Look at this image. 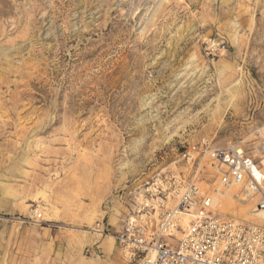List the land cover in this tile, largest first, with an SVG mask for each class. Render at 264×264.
I'll return each instance as SVG.
<instances>
[{
	"label": "rangeland",
	"instance_id": "obj_1",
	"mask_svg": "<svg viewBox=\"0 0 264 264\" xmlns=\"http://www.w3.org/2000/svg\"><path fill=\"white\" fill-rule=\"evenodd\" d=\"M228 144L264 170V0H0V264H125L147 184L212 195Z\"/></svg>",
	"mask_w": 264,
	"mask_h": 264
},
{
	"label": "built area",
	"instance_id": "obj_2",
	"mask_svg": "<svg viewBox=\"0 0 264 264\" xmlns=\"http://www.w3.org/2000/svg\"><path fill=\"white\" fill-rule=\"evenodd\" d=\"M205 143L201 140V145ZM208 152L212 174L205 184H248L260 196L258 220L213 211L209 188L201 187L203 181L196 174L191 178L161 174L147 184L113 235L125 264H264L263 178L252 173L256 163L239 144ZM185 214L190 218L183 226Z\"/></svg>",
	"mask_w": 264,
	"mask_h": 264
},
{
	"label": "bare ground",
	"instance_id": "obj_3",
	"mask_svg": "<svg viewBox=\"0 0 264 264\" xmlns=\"http://www.w3.org/2000/svg\"><path fill=\"white\" fill-rule=\"evenodd\" d=\"M255 152L256 155H258L260 158L259 163H264V145L262 147L259 146V148L255 150ZM258 168V165L255 164V166H253L252 168V173L257 178H263V182H260V184L264 191V170L260 171ZM209 195L211 199V208L213 211L221 214H229L232 212L236 216L235 218H247L249 219V221L258 220L256 202L260 196L259 194H253V192H251V190L249 189L248 184L242 185L241 182L233 183L228 186H221L218 184L215 192L212 195L209 193ZM235 196H237L238 198H235ZM255 200L256 202L253 203V201ZM251 207L252 209H250ZM189 218L190 216L187 214L182 216L183 226H186L188 224ZM97 231L99 230H96V232ZM108 238L110 241L106 242L104 245L111 248L113 246L111 242L113 236H109Z\"/></svg>",
	"mask_w": 264,
	"mask_h": 264
}]
</instances>
